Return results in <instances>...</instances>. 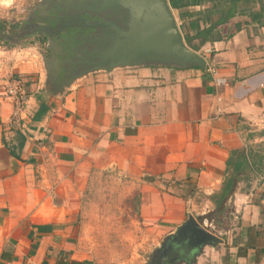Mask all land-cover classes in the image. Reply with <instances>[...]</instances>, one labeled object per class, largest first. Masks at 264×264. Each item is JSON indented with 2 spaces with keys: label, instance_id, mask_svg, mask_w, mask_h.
Segmentation results:
<instances>
[{
  "label": "crops",
  "instance_id": "obj_1",
  "mask_svg": "<svg viewBox=\"0 0 264 264\" xmlns=\"http://www.w3.org/2000/svg\"><path fill=\"white\" fill-rule=\"evenodd\" d=\"M41 1L0 0V17L30 22ZM241 19L196 50L223 86L206 68L140 66L57 94L24 53L34 44L0 37V264H94L77 253L76 223L91 175L109 168L142 182L140 214L165 237L189 214L218 235L194 264H264V26L237 30ZM11 76L28 92L20 125L4 91Z\"/></svg>",
  "mask_w": 264,
  "mask_h": 264
},
{
  "label": "water",
  "instance_id": "obj_2",
  "mask_svg": "<svg viewBox=\"0 0 264 264\" xmlns=\"http://www.w3.org/2000/svg\"><path fill=\"white\" fill-rule=\"evenodd\" d=\"M32 13L41 19L26 37L44 35L52 56L38 42L29 49L39 54L45 82L57 94L65 93L78 79L101 70L207 65L206 58L187 45L169 0H43ZM69 31L75 37L82 36L73 46L51 39L52 35H68ZM12 37L9 35L8 39ZM62 72L67 78L57 86ZM219 241L217 234L189 214L156 250L171 243L174 250L164 264H194L206 245Z\"/></svg>",
  "mask_w": 264,
  "mask_h": 264
},
{
  "label": "rangeland",
  "instance_id": "obj_3",
  "mask_svg": "<svg viewBox=\"0 0 264 264\" xmlns=\"http://www.w3.org/2000/svg\"><path fill=\"white\" fill-rule=\"evenodd\" d=\"M174 12L180 23L177 11ZM14 21L16 20L8 19V24ZM16 24L19 23L11 26L13 30L17 27ZM30 39L23 43L37 40L35 36ZM43 45L45 46L44 43ZM24 53L33 56L38 62L40 72H43L40 56L31 52ZM141 185L140 180L126 176L117 168L95 171L91 175L81 197V208L76 223L78 231L75 246L79 256L91 260L94 264H149L152 253L164 239L165 233L161 224H147L143 221L139 208ZM189 188L191 186L188 190ZM204 199V196H201L197 200L198 206H202ZM212 215L210 214L217 218L216 214ZM224 216L227 218H222L224 222L233 223V219L229 221V212ZM215 223L223 226L217 221ZM211 229L214 230V227L211 226Z\"/></svg>",
  "mask_w": 264,
  "mask_h": 264
},
{
  "label": "trees",
  "instance_id": "obj_4",
  "mask_svg": "<svg viewBox=\"0 0 264 264\" xmlns=\"http://www.w3.org/2000/svg\"><path fill=\"white\" fill-rule=\"evenodd\" d=\"M169 2L178 13L187 45L195 51L207 42L212 43L231 36V32L223 33V25L235 18H242L235 24L237 30L248 25L264 26V0H169ZM6 26H13V23L8 24V20L0 19V30L6 29ZM0 37L3 41L9 42L1 32ZM41 110L46 109L41 106ZM207 217L212 218L210 215ZM60 263L84 264L76 260Z\"/></svg>",
  "mask_w": 264,
  "mask_h": 264
},
{
  "label": "flooded vegetation",
  "instance_id": "obj_5",
  "mask_svg": "<svg viewBox=\"0 0 264 264\" xmlns=\"http://www.w3.org/2000/svg\"><path fill=\"white\" fill-rule=\"evenodd\" d=\"M36 18L37 19H32L30 22H27V23L19 22V24H16L17 27H15V30H13L11 26H6V29L0 30L1 35H4L9 42H14V43H20L21 41L25 42L26 40L30 39V38H27L26 35L31 33L34 30V27H35L34 24L38 20L41 19V17H36ZM55 28L57 29L58 27H55ZM9 35L13 36L12 39H8ZM85 35H88V31H85ZM75 36L76 35L72 31L71 32L69 31L68 35H65V34L52 35L51 39L57 40L59 43L61 40H64V42H67L71 46H73V43L74 42L78 43L79 39L82 37V36L80 37L79 36L75 37ZM35 38H37L35 42H38L40 46H44L43 43L44 44L46 43V39L44 35H36ZM68 38H71V41L68 42L67 40ZM35 42L32 41L29 43L35 44ZM44 48L46 49L47 54L49 56H52L51 49L47 48L46 45L44 46ZM66 78L67 76L64 74V72H62V74L59 77V80L56 82V85L57 86L60 85ZM173 250L174 248L172 247V244L167 242L165 246H163L159 251L154 250V252L152 253L150 257L149 264H164L163 263L164 260L168 258L169 254L173 253Z\"/></svg>",
  "mask_w": 264,
  "mask_h": 264
},
{
  "label": "built area",
  "instance_id": "obj_6",
  "mask_svg": "<svg viewBox=\"0 0 264 264\" xmlns=\"http://www.w3.org/2000/svg\"><path fill=\"white\" fill-rule=\"evenodd\" d=\"M206 69L213 74L217 86H223L228 83L224 76L219 75L218 68L213 64L208 63ZM4 91L5 95L13 104L11 122L13 125H20L22 122V114L28 101V92L25 86V81L21 77L11 76L4 84Z\"/></svg>",
  "mask_w": 264,
  "mask_h": 264
}]
</instances>
